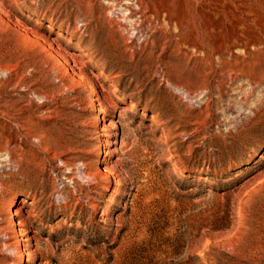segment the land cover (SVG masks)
I'll list each match as a JSON object with an SVG mask.
<instances>
[{
    "label": "rangeland",
    "instance_id": "rangeland-1",
    "mask_svg": "<svg viewBox=\"0 0 264 264\" xmlns=\"http://www.w3.org/2000/svg\"><path fill=\"white\" fill-rule=\"evenodd\" d=\"M0 264H264V0H0Z\"/></svg>",
    "mask_w": 264,
    "mask_h": 264
},
{
    "label": "bare ground",
    "instance_id": "bare-ground-1",
    "mask_svg": "<svg viewBox=\"0 0 264 264\" xmlns=\"http://www.w3.org/2000/svg\"><path fill=\"white\" fill-rule=\"evenodd\" d=\"M88 178H91V179H94V176L93 175H90V174H85ZM21 201V200H20ZM14 215H16V213H14ZM13 223V225L14 226H19V225H21V226H23V225H25V221H23V222H16L15 220L12 222ZM19 235H25V233L20 229L19 230ZM32 239V238H31ZM23 242H25V243H29L30 242V240L29 239H21ZM22 247L23 248H25V250L23 249V251H22V257H30V254L28 253V251L26 250V247H28V245L26 244H24V245H22ZM21 247L19 248H15V249H13V248H11L10 250H11V252H15V251H17L16 253H19L20 251H21ZM9 250V249H8ZM38 251V250H37Z\"/></svg>",
    "mask_w": 264,
    "mask_h": 264
}]
</instances>
